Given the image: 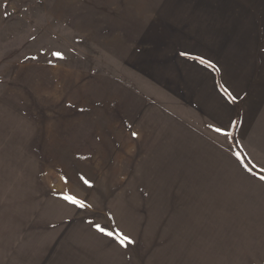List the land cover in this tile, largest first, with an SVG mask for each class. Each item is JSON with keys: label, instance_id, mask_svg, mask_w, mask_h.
Listing matches in <instances>:
<instances>
[{"label": "rangeland", "instance_id": "374dc122", "mask_svg": "<svg viewBox=\"0 0 264 264\" xmlns=\"http://www.w3.org/2000/svg\"><path fill=\"white\" fill-rule=\"evenodd\" d=\"M261 177L264 0H0V264H264Z\"/></svg>", "mask_w": 264, "mask_h": 264}, {"label": "crops", "instance_id": "0c3cea01", "mask_svg": "<svg viewBox=\"0 0 264 264\" xmlns=\"http://www.w3.org/2000/svg\"><path fill=\"white\" fill-rule=\"evenodd\" d=\"M227 61L228 60H226L225 62H227ZM192 66H194L193 68H195L194 63L192 64ZM193 68L191 70H194ZM230 70L231 71H234L233 70V67L230 68ZM194 71L197 72L198 70L196 71V68H195ZM228 73H230V72L221 73V79H224L225 80L224 82L221 83V81H219V76H218V79L217 78H214L210 82H208L206 84L204 83V85H203V92L202 93H200V94H194V96L197 95V96H195L196 98H198V97H204V96L210 97L212 95L213 96H216L218 98H215V99H212V100L202 98L200 100V99H195V97H192L193 99L191 101H193V103L198 102V105H200V104H215L216 105V104L223 103V100H222L223 98L222 97H224V96H226V97H232V96L236 95V94H233V93H236L237 92L238 85H236V84H238V81L240 79H237V77L235 75H234L233 78L230 77L228 82L231 84L232 81H234L236 84L233 85V86H235L234 88H233V86H231V88H229L227 86V82H226V80H227L226 78H228V75H227ZM210 79H212L211 76H210ZM225 89L227 90V93H230V96L225 93ZM233 90L235 92H232ZM200 110L202 111V109H200ZM237 113H240L241 114V112L239 111V109L236 110V113H235L234 117H232L233 119H235V117L240 116V115L237 116Z\"/></svg>", "mask_w": 264, "mask_h": 264}, {"label": "snow or ice", "instance_id": "6c2138e0", "mask_svg": "<svg viewBox=\"0 0 264 264\" xmlns=\"http://www.w3.org/2000/svg\"><path fill=\"white\" fill-rule=\"evenodd\" d=\"M52 55L55 56V57H57L58 59H63V54L60 53V52H53ZM181 55H187V54H186V53H181ZM190 58L197 59V60H199V62H200L201 64H205V65L208 66V67L215 68V65L211 64L210 61H207V60H205V59H203V58H201V57H190ZM225 93L228 94V95L230 96V93H227V90H226V89H225ZM232 99H234V98H232ZM215 131H217V132H222L223 130L220 129V128H216ZM223 134L226 135V136L230 135V133H227V132H224ZM133 135H135V133H134ZM237 158H238V159L240 158L239 155L237 156ZM261 179H264V177H261ZM85 183H88V181L85 180ZM63 198H64L66 201H68L69 203L75 204V205H77V206H79V207H85V206H86V205L84 204L83 201L77 199V198H76L75 196H73V195L65 194ZM97 229H98L99 231H101V232H104V229L101 228L99 225H97ZM105 234H106V235H109V236H113V235H114V234L111 233V232H107V233H105ZM114 238L117 239L118 242H119L121 245H125L126 242H127V243H131L130 238L127 237V236H125V235H123L122 233H117V234H115Z\"/></svg>", "mask_w": 264, "mask_h": 264}, {"label": "trees", "instance_id": "16d2710c", "mask_svg": "<svg viewBox=\"0 0 264 264\" xmlns=\"http://www.w3.org/2000/svg\"><path fill=\"white\" fill-rule=\"evenodd\" d=\"M236 118H237V117H236ZM237 127H238V118H237V120L235 121V123L233 124V127H232V129H231L232 134H235V132H236L235 129H237Z\"/></svg>", "mask_w": 264, "mask_h": 264}]
</instances>
